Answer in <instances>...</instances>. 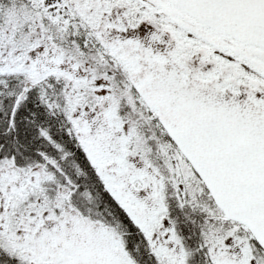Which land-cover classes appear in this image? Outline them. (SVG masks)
Here are the masks:
<instances>
[{"label": "snow or ice", "instance_id": "snow-or-ice-1", "mask_svg": "<svg viewBox=\"0 0 264 264\" xmlns=\"http://www.w3.org/2000/svg\"><path fill=\"white\" fill-rule=\"evenodd\" d=\"M0 264H264V0H0Z\"/></svg>", "mask_w": 264, "mask_h": 264}]
</instances>
